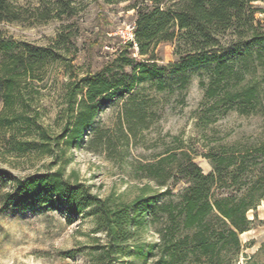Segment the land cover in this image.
I'll list each match as a JSON object with an SVG mask.
<instances>
[{"label": "trees", "instance_id": "obj_1", "mask_svg": "<svg viewBox=\"0 0 264 264\" xmlns=\"http://www.w3.org/2000/svg\"><path fill=\"white\" fill-rule=\"evenodd\" d=\"M252 1L129 0L137 55L131 42L119 43L114 56L94 72L71 71L70 25H63L45 46L0 38V129L24 128L25 139L13 142L11 148L50 157V165L56 166L23 178L12 176L3 203L15 208H59L69 219L89 217L92 232L104 235V242L94 239L86 254L90 264H116L129 254L143 262L150 259L149 264L234 262L241 250L239 234L250 229L256 217L249 219L246 213L264 199V165L252 162L256 158L264 162V145L256 149L257 157L246 149L230 152L226 145L219 153L209 151L205 156L212 169L207 173L180 147L166 150L155 161L133 167L134 178H147L159 189L145 184L130 201L113 199L111 194L101 197L90 185L72 179L73 173L66 176L64 167L70 161L66 152L81 146L87 130L97 131L92 125L99 108L143 81H154L158 90H171L174 83L184 87L189 72L198 71L204 97L214 106L223 111L255 110L257 90L242 85L245 67H235L237 61L261 57L264 49V24L256 17L264 7ZM74 11L71 0H57L55 7L37 6L29 16L45 22L62 15L73 17ZM25 12L11 0H0V23L23 20ZM164 42L173 45L176 59L158 65L155 49ZM55 63L67 77L56 117L60 127L50 133L39 121L35 81ZM181 181L184 186L174 194L173 186ZM149 227L157 240L139 242L138 235Z\"/></svg>", "mask_w": 264, "mask_h": 264}, {"label": "rangeland", "instance_id": "obj_2", "mask_svg": "<svg viewBox=\"0 0 264 264\" xmlns=\"http://www.w3.org/2000/svg\"><path fill=\"white\" fill-rule=\"evenodd\" d=\"M11 1L26 10L27 16L20 21L0 23V38L16 44L45 46L63 25H70L73 46L69 45L67 54L72 56L71 71L79 74L85 70L94 72L111 59L120 43L114 32L134 19V10L127 9L129 0H71L75 7L73 17L62 15L45 22L29 15L37 6L55 7L57 0ZM252 3L264 7V0ZM256 17L264 24V12L256 13ZM173 48L170 42L157 45L158 65L175 61ZM260 52L259 58L254 55L235 62L236 68L245 67L242 85L250 84L257 90L259 104L255 110L223 111L220 106H214L204 97L198 71L189 72L184 87L174 83L171 90H158L151 80L137 83L130 93L99 108L92 125L97 131L87 130L81 146L66 152L65 157L70 161L64 167L65 175L73 173L72 179L76 177L90 185L101 197L111 194L113 199L130 201L145 184L159 189L147 178H134L133 167L155 161L166 150L180 147L204 173L212 169L206 153L224 151L222 145L230 152L246 149L252 152L251 157H257L256 149L264 145V49ZM125 70L129 72V68ZM66 77L55 63L46 67L41 80L35 81L39 89L35 104L39 121L50 133H57L60 127L56 117L62 105V83ZM24 131L21 127L0 129V264H90L86 254L94 239L104 242V235L92 232L94 225L89 217L69 219L59 208H15L3 203L2 196L10 190L12 176L23 178L56 167L50 165L53 160L50 157L11 148L13 142L25 139ZM260 159L252 162L264 165ZM183 186L182 181L177 182L172 192L176 194ZM246 214L249 219L254 214L256 217L251 228L239 234L241 250L230 264H264V199ZM137 240L152 243L157 235L149 227L140 232ZM70 250L74 251L73 256L67 254ZM149 262L150 259L143 262L142 258L129 254L119 258L116 264Z\"/></svg>", "mask_w": 264, "mask_h": 264}, {"label": "built area", "instance_id": "obj_3", "mask_svg": "<svg viewBox=\"0 0 264 264\" xmlns=\"http://www.w3.org/2000/svg\"><path fill=\"white\" fill-rule=\"evenodd\" d=\"M134 21L125 25L124 27L118 28L114 34L119 37L120 43L131 42L132 48L134 49L133 55H137V45L134 41Z\"/></svg>", "mask_w": 264, "mask_h": 264}]
</instances>
